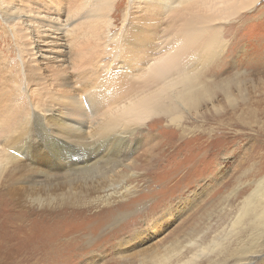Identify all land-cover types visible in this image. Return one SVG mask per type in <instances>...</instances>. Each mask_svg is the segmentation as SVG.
<instances>
[{"label":"bare ground","instance_id":"1","mask_svg":"<svg viewBox=\"0 0 264 264\" xmlns=\"http://www.w3.org/2000/svg\"><path fill=\"white\" fill-rule=\"evenodd\" d=\"M259 1L130 0L115 35L111 32L115 1L82 0L77 8L84 12L81 19L87 20L88 26L103 19L107 33L115 35L111 42L106 37L101 47L75 46L71 75H41L35 81L18 60L19 73L12 77L21 80L15 86L9 80V85L0 90V204L8 206L1 210L4 221L0 225L20 238V232L30 230L31 216H43L36 221L43 223V229L35 238L30 235L18 251L37 247L45 250L42 252L50 264L67 261L79 251L81 241L76 232L84 225L60 224L47 210L23 204L49 206L50 212L60 211L57 207L77 210L67 218L78 220L83 209L104 208L136 193L135 187L122 180L125 175L121 168H130V157L144 128L163 120L178 127L185 114H199L202 101L212 103L210 84L217 82V88L227 89L230 80L220 78L222 56L229 47L224 25ZM1 10L4 21L24 17L19 13L12 16L13 10L0 6ZM21 22L29 24V16L26 14ZM63 26L54 23L51 30L60 33ZM67 82L77 85L66 88ZM224 97L230 99L228 94ZM164 135L161 144L152 146L157 155L163 153L159 166L162 172L153 173L151 179L171 178L170 183L179 176L189 153L181 160L185 150L182 144L170 130ZM4 194L14 198L18 209L4 200ZM29 195L36 199L30 201ZM109 211L102 209L85 217V225ZM262 237L264 181L245 199L224 239L212 241L200 254L177 263L199 264L202 255L221 253L225 244L236 240L251 249L243 251L242 257L227 259L232 256L227 254L212 264H256L264 255V247L259 244L254 249V241ZM12 241L10 246H14ZM189 244L195 246V242ZM175 255L171 252L154 257L150 253L148 258L151 261L154 257L152 264H168Z\"/></svg>","mask_w":264,"mask_h":264},{"label":"rangeland","instance_id":"2","mask_svg":"<svg viewBox=\"0 0 264 264\" xmlns=\"http://www.w3.org/2000/svg\"><path fill=\"white\" fill-rule=\"evenodd\" d=\"M114 1L111 32L116 35L130 0ZM81 4L82 0H0L1 7L13 10L12 16L16 13L24 16L8 21L0 17V90L9 85V80L11 86L21 80L12 77L19 73V59L35 81L41 75H71L70 61L75 46L101 47L104 38L110 41L115 37L107 33L101 18L100 23L96 21L88 26L87 20L81 19L84 12L77 10ZM26 14L29 24L21 22ZM54 23L64 25V29L53 33ZM224 39L229 47L222 56L220 78L230 80L227 89L217 88V82L210 84L214 91L212 103L202 101L199 114H185L178 127L163 120L144 128L130 157V168H121L125 175L122 180L136 188L133 196L104 208L83 209L78 220L67 218L77 210L57 207L60 211L50 212L49 206L23 204L34 210H47L50 218L60 224L84 223L76 232L81 241L77 254L52 264H152L154 257L171 252L176 255L168 264H178V260L200 254L203 247L229 234L245 199L264 181V0L229 20L224 25ZM76 85L67 82L65 87ZM225 94L230 96L229 100ZM165 130H170L184 147L181 160L189 153L179 176L170 183L171 178L151 179L153 173L162 172L159 166L163 153L157 155L154 147L165 140ZM2 193L0 190V201ZM3 197L15 207L18 205L14 198L5 194ZM28 199L32 201L36 197L29 195ZM4 206L8 207L0 204V215ZM102 209L110 211L85 225V217ZM41 218L42 215L31 216L30 230L20 232V238L0 225V264H50L41 248L17 249L27 243L30 235L35 238L43 229V223L36 222ZM11 239L14 246L9 245ZM189 242H195V246ZM254 244V249L259 244L264 247V237ZM224 247L221 253L202 255L199 264L222 261L227 254L232 255L227 259L242 257L243 251L251 249L247 243L240 246L236 240ZM40 253L44 256H39ZM150 253H154L151 261ZM256 264H264V255Z\"/></svg>","mask_w":264,"mask_h":264}]
</instances>
